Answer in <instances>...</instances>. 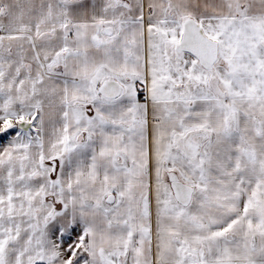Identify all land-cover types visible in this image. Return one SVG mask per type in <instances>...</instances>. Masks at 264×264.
I'll return each instance as SVG.
<instances>
[{
	"label": "snow or ice",
	"instance_id": "6c2138e0",
	"mask_svg": "<svg viewBox=\"0 0 264 264\" xmlns=\"http://www.w3.org/2000/svg\"><path fill=\"white\" fill-rule=\"evenodd\" d=\"M0 264H264V0H0Z\"/></svg>",
	"mask_w": 264,
	"mask_h": 264
}]
</instances>
